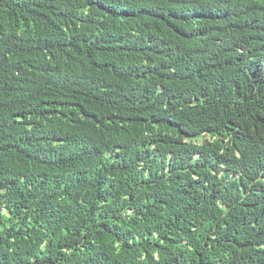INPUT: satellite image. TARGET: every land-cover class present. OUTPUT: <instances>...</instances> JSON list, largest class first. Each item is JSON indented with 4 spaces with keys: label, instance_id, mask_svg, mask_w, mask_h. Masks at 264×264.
Returning <instances> with one entry per match:
<instances>
[{
    "label": "trees",
    "instance_id": "1",
    "mask_svg": "<svg viewBox=\"0 0 264 264\" xmlns=\"http://www.w3.org/2000/svg\"><path fill=\"white\" fill-rule=\"evenodd\" d=\"M0 264H264V0H0Z\"/></svg>",
    "mask_w": 264,
    "mask_h": 264
}]
</instances>
